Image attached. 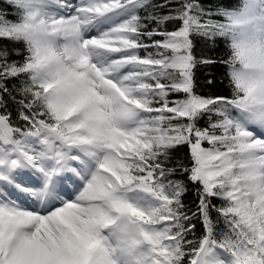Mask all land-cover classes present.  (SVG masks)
<instances>
[{
    "label": "snow or ice",
    "instance_id": "6c2138e0",
    "mask_svg": "<svg viewBox=\"0 0 264 264\" xmlns=\"http://www.w3.org/2000/svg\"><path fill=\"white\" fill-rule=\"evenodd\" d=\"M6 4L0 264H264V0Z\"/></svg>",
    "mask_w": 264,
    "mask_h": 264
},
{
    "label": "trees",
    "instance_id": "16d2710c",
    "mask_svg": "<svg viewBox=\"0 0 264 264\" xmlns=\"http://www.w3.org/2000/svg\"><path fill=\"white\" fill-rule=\"evenodd\" d=\"M202 3L208 4V3H216L218 2V0H201ZM224 2H230V0H224ZM7 9V4H6V0H0V11L6 10ZM225 48L223 46L219 47V48H212V49H207L205 48L203 45L199 46V50L200 52H204L206 55H210V56H218V55H223L225 52ZM223 72L224 69H218L216 74L219 76L220 79H223V83H217L215 88H212L211 86L204 88L203 91L205 92H213V91H217L219 90L220 92H224L227 93L228 88H227V80L226 78L223 76ZM200 78H201V82L204 81V70L202 69L200 72ZM194 200V196L192 194V192L190 191L187 196H186V202L191 204L192 201ZM215 203V201H214ZM199 227V225H198Z\"/></svg>",
    "mask_w": 264,
    "mask_h": 264
}]
</instances>
